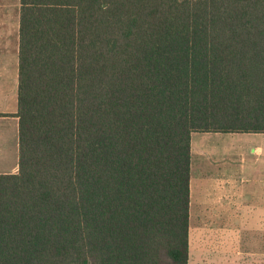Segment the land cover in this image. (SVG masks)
I'll return each instance as SVG.
<instances>
[{
	"label": "trees",
	"instance_id": "trees-1",
	"mask_svg": "<svg viewBox=\"0 0 264 264\" xmlns=\"http://www.w3.org/2000/svg\"><path fill=\"white\" fill-rule=\"evenodd\" d=\"M15 116L0 264H189L192 134H264V0H21Z\"/></svg>",
	"mask_w": 264,
	"mask_h": 264
},
{
	"label": "rangeland",
	"instance_id": "rangeland-1",
	"mask_svg": "<svg viewBox=\"0 0 264 264\" xmlns=\"http://www.w3.org/2000/svg\"><path fill=\"white\" fill-rule=\"evenodd\" d=\"M18 5L19 0H0L1 17L8 16L11 24L7 27L12 34L16 26L15 6ZM18 140L19 134L14 132V126L0 122L1 173L17 172ZM259 146L262 147L261 151L258 150ZM191 147L190 239L193 245L195 235L212 224L215 228L234 225L243 230L252 211L262 210L264 213V135L198 132L192 134ZM227 179L231 183L230 195L237 197L236 204L232 206L237 214L234 222L228 216L224 219L222 210L209 208L214 191L218 188L213 185L222 184ZM217 192L222 193L223 190L220 188ZM217 234L222 246L223 234ZM231 236L229 234L228 238Z\"/></svg>",
	"mask_w": 264,
	"mask_h": 264
},
{
	"label": "crops",
	"instance_id": "crops-1",
	"mask_svg": "<svg viewBox=\"0 0 264 264\" xmlns=\"http://www.w3.org/2000/svg\"><path fill=\"white\" fill-rule=\"evenodd\" d=\"M15 10L14 18H16V22L14 19V24L16 26L13 34L7 27L11 24L7 20L8 16L2 18V13L0 14V114H3L0 116V122L5 125H13L14 132L19 134V118L15 115L18 110L21 0H19V5L15 6ZM248 135L261 136L264 134L250 133ZM258 148L261 151L262 147L259 146ZM230 184L227 179L222 184L216 183L213 185L218 188L214 191L213 199L209 203L211 207L209 208L222 210L224 219L228 216L234 222L237 214L232 206L236 204L237 197L232 198L230 195ZM219 187L223 190L222 193L217 192L220 189ZM231 209L233 212H231ZM217 232L219 235L220 233L223 234L221 236L223 237L222 246L219 244L220 240H218ZM227 234L228 236L229 234L232 235L229 237L230 239ZM189 264H264L263 211H256V209L252 211L243 230L234 225H223L222 228H215L212 224L206 230L197 233L194 245L192 239H190Z\"/></svg>",
	"mask_w": 264,
	"mask_h": 264
}]
</instances>
